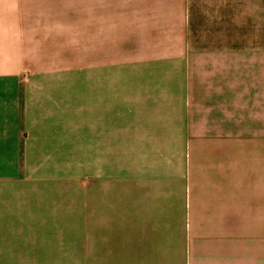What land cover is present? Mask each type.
Listing matches in <instances>:
<instances>
[{
  "label": "crops",
  "instance_id": "crops-1",
  "mask_svg": "<svg viewBox=\"0 0 264 264\" xmlns=\"http://www.w3.org/2000/svg\"><path fill=\"white\" fill-rule=\"evenodd\" d=\"M69 2L0 0V207L6 183L92 155L94 258L264 264V0ZM69 9L75 82L43 66L7 82L5 26ZM35 257L0 242V264Z\"/></svg>",
  "mask_w": 264,
  "mask_h": 264
},
{
  "label": "rangeland",
  "instance_id": "rangeland-1",
  "mask_svg": "<svg viewBox=\"0 0 264 264\" xmlns=\"http://www.w3.org/2000/svg\"><path fill=\"white\" fill-rule=\"evenodd\" d=\"M75 4V0H70V6ZM68 13V19L57 20L61 24L5 26L7 82L29 77L42 69L40 66L69 75V80L75 82L77 49L81 45L78 40L83 27L76 24L75 9H69ZM117 28L119 31L122 27ZM88 29L86 26V37ZM66 156L67 169L63 162V169L49 170L47 183L37 180L5 184L7 190L0 207V242L20 243L37 253L35 259L14 264H104L108 261L94 258L92 155H84V170L79 169L80 155ZM123 156L118 155V161L123 162ZM96 206L95 224L108 222V218L99 215V203Z\"/></svg>",
  "mask_w": 264,
  "mask_h": 264
}]
</instances>
